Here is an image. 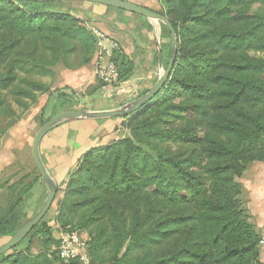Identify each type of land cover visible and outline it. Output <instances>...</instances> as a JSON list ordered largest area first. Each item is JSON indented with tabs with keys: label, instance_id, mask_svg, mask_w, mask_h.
Instances as JSON below:
<instances>
[{
	"label": "trees",
	"instance_id": "1",
	"mask_svg": "<svg viewBox=\"0 0 264 264\" xmlns=\"http://www.w3.org/2000/svg\"><path fill=\"white\" fill-rule=\"evenodd\" d=\"M62 2L0 0V115L13 118L0 125V145L17 116L12 106L25 111L48 93L37 77L53 75L59 64L81 67L94 57V35L80 18L58 8ZM160 2L167 10L156 12L176 32L171 73L151 100L130 113V134L81 155L66 176L57 222L67 227L83 208L92 207L119 230L126 225L125 213H131L126 251L137 258L105 260L113 236L100 228L88 237L90 264H263L261 233L239 179L251 162L264 161V0ZM114 61L119 78L131 73L123 50L115 51ZM19 80L25 86L14 89ZM54 91L56 98L49 93L41 111L42 118L47 112L45 120L83 109L73 89ZM170 114L182 122L161 128ZM151 131L189 148L161 151L148 140ZM27 178L8 186L15 198L0 208V238L21 227L15 210L33 185ZM161 195L176 198L181 213L160 216ZM41 220L28 233L39 231L44 239L37 261L25 247L0 256V264H82L59 258L58 241Z\"/></svg>",
	"mask_w": 264,
	"mask_h": 264
},
{
	"label": "crops",
	"instance_id": "2",
	"mask_svg": "<svg viewBox=\"0 0 264 264\" xmlns=\"http://www.w3.org/2000/svg\"><path fill=\"white\" fill-rule=\"evenodd\" d=\"M62 1L71 5L70 3H78L77 1L80 0ZM123 1L155 12L162 9L160 0ZM79 3L81 12L79 10L76 13L72 8L70 13L86 24L90 22L99 26V23L104 22L103 19H105L109 25L106 29L103 27L101 29L110 33L125 53L134 52V63L138 60L135 56L140 54L137 52L143 50L149 52L153 49L156 34L152 19L103 4L88 1ZM136 27L147 29L136 30ZM37 79L46 85L49 91L40 94L37 100L32 102L18 120L6 130L0 145V171L14 163L17 152H28L31 157V142L38 129L35 118L41 116L49 93H52V99L56 98L59 92L56 93L54 90L64 87L73 89L76 91V96L80 98L78 106L90 111L117 108L116 102L124 100L136 90L131 81L132 77L124 82L125 94L119 96L116 90L113 91L106 85H98L101 80L95 71V57L88 64L75 69L59 64L55 66L53 75L37 77ZM118 124L114 117L75 118L57 122L43 136L39 145L40 158L54 181L56 183L63 181L81 155L90 148L106 145L119 138L121 131ZM241 182L245 191L246 206L252 216V221L261 233L259 260L264 264V161L251 162L241 176Z\"/></svg>",
	"mask_w": 264,
	"mask_h": 264
},
{
	"label": "rangeland",
	"instance_id": "3",
	"mask_svg": "<svg viewBox=\"0 0 264 264\" xmlns=\"http://www.w3.org/2000/svg\"><path fill=\"white\" fill-rule=\"evenodd\" d=\"M78 3H65L64 1L59 4V9L71 12L72 8H74L75 12L78 13L81 12L80 3L81 1H77ZM166 7L162 8L161 13L166 12ZM108 20V19H107ZM104 22L97 24H92L88 22L87 24L84 23L87 27L89 26H95V27H103L106 29V26L109 25L108 22H105V19H103ZM84 22V21H83ZM154 24V30L156 34V41L154 42L153 49L151 51H142L137 52L140 53L136 55L137 61L134 63V52H128L125 53L128 57V59L131 61V73L123 74L119 78V85L116 89L117 95L125 94L126 92V85H124V82L129 80L131 77V81H133V85L135 86L136 90L132 95H129L124 100H121L119 102H116L117 108L118 107H124L127 104H129L132 100L139 97L140 95L147 92L156 82L157 78L161 74L162 70L166 67L168 64L170 58H171V48H169L170 44V33L168 29L164 26V24L159 20H152ZM146 23V22H145ZM105 26V27H104ZM147 28H141L136 27V30H142ZM135 30V29H134ZM157 43L160 46L161 54H162V63L161 65L158 64L157 60ZM120 50V46L119 49ZM176 50H177V44H176ZM22 86H25L21 80L15 83L14 89L20 88ZM78 100L80 98L76 97ZM13 110L16 113L15 122L18 120V118L22 115L24 111H22L18 106L13 105ZM77 108L73 109L76 110ZM84 110V108H83ZM47 115L44 113V116ZM43 118L40 116H37L35 118V121L37 123V127L40 126V122H43L45 120V117ZM118 124L119 130L121 131L120 137L122 138L125 135L130 134V127L134 125L133 121V115L130 113L123 114L120 116L114 117ZM13 118H7L2 115H0V125L6 126L9 124V122ZM14 122V123H15ZM182 122L179 117L175 116L174 114H170L165 117L164 123L160 124L161 128H164L170 124L173 123H180ZM153 131L155 129H152ZM153 131L148 134V140L158 147L159 150L165 151L169 149H173L175 151H185L189 148V145L184 142H176L173 143L171 139L167 138H160L153 134ZM35 132V131H34ZM116 140V139H114ZM118 140V139H117ZM2 141V140H1ZM113 141V140H112ZM111 142V141H110ZM28 174V180H34L33 185L31 189L25 194L24 196V202L21 203L20 207L15 210V217L17 221V227L19 228L22 226L37 210L41 207L42 203L44 202L46 195H47V187L42 181L38 171L36 170L32 159L30 155L25 152H17V158L15 159L14 163L11 165L5 167L0 171V208H5L8 203L15 198V192L14 190L8 189V186L13 184L16 180L21 178L23 175ZM66 180V177L63 181L57 182V195L52 203L51 207L47 211V213L42 218L41 222H46L48 226L51 228V235L52 238L57 240L59 233L66 231V230H76L78 232H81L82 235H85L87 238L90 239L93 238V236L100 230V228H107L113 236L112 243L108 247V249L105 251L104 257L105 260L110 259L113 256L121 257L125 260L128 259H135L137 258L138 253L136 252H130L126 251V247L128 245V241L131 238L130 230L132 228V217L131 213L127 211L125 213L126 217V225L120 228L119 230L114 229L113 227L109 226L106 222V219L100 213L99 211L95 210L92 207H85L83 208L77 215L76 219L72 221L70 225H67V227H61L57 222V214H58V206L62 198V190L65 186L64 182ZM241 182V177L239 179ZM164 189L162 190L163 193ZM161 193V194H162ZM245 196V191L243 190V198ZM173 201H167L163 198L161 195L158 198V204L162 205L164 204L163 212L160 214L166 215L168 212L173 213H181L180 206L177 204L179 203L176 198H172ZM156 208V206H155ZM150 221H146L143 226H148ZM142 226V227H143ZM13 234V233H12ZM12 234L1 237L0 238V245L3 244ZM43 237L42 233L39 231H35L34 233L28 235L24 241L16 246L15 248L8 251L3 256L10 255L14 249H23L25 247H28L29 253L31 256V259L33 261H37L39 255L44 250L42 246L43 244ZM90 258L88 257L85 264L89 263ZM83 264V263H82ZM93 264V263H92ZM97 264V263H94ZM105 264V263H103Z\"/></svg>",
	"mask_w": 264,
	"mask_h": 264
},
{
	"label": "water",
	"instance_id": "4",
	"mask_svg": "<svg viewBox=\"0 0 264 264\" xmlns=\"http://www.w3.org/2000/svg\"><path fill=\"white\" fill-rule=\"evenodd\" d=\"M27 1H38V2H49V1H62V0H27ZM80 1H88L98 4H103L110 7H115L118 9H122L128 12L136 13L145 18L152 20L161 21L164 26L168 29L170 33V48H171V58L166 65V67L162 70L161 74L157 78L155 84L144 94L132 100L129 104L124 107H118L109 110H101V111H90L83 109L76 110H65L58 112L52 116H50L47 120H45L36 130L32 142H31V158L33 164L38 171L42 181L47 187V195L42 203L41 207L35 212L16 232H14L3 244L0 245V256L6 254L11 249L15 248L31 231V229L38 224V222L44 217L52 203L54 202L57 195V184L52 178L51 174L47 170L44 165L42 159L39 154V145L43 138V136L59 121L75 119V118H106V117H116L123 114L132 113L137 110L139 107L147 103L151 100L159 90L166 83L175 60L176 55V32L173 29L172 25L166 18V16L150 10L146 7L136 5L131 2H126L123 0H80ZM157 60L158 64L162 63V54L159 44H157Z\"/></svg>",
	"mask_w": 264,
	"mask_h": 264
},
{
	"label": "built area",
	"instance_id": "5",
	"mask_svg": "<svg viewBox=\"0 0 264 264\" xmlns=\"http://www.w3.org/2000/svg\"><path fill=\"white\" fill-rule=\"evenodd\" d=\"M96 39L95 71L98 78L115 91L119 85L118 66L114 61V53L119 49L117 40L99 27L89 26ZM117 91V90H116ZM57 253L64 261L79 259L83 264L88 259V238L76 230H66L57 238Z\"/></svg>",
	"mask_w": 264,
	"mask_h": 264
}]
</instances>
